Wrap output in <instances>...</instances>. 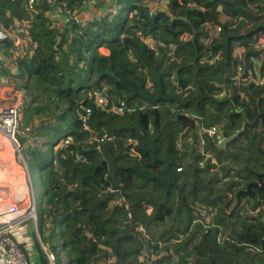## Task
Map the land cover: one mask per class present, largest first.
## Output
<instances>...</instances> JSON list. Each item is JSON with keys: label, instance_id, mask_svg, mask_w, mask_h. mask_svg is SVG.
<instances>
[{"label": "trees", "instance_id": "obj_1", "mask_svg": "<svg viewBox=\"0 0 264 264\" xmlns=\"http://www.w3.org/2000/svg\"><path fill=\"white\" fill-rule=\"evenodd\" d=\"M48 1L28 10L26 0H0V25L11 32L22 21L30 37L7 39L8 51L22 50L2 72L31 75L42 98L21 107L19 127L29 130L18 142L27 143V169L40 168L36 226L55 260L145 264L139 256L160 252L159 264H264V208L251 198L234 202L244 165L257 158L264 89L233 79L235 65L258 54L251 45L264 37L253 32L264 27V0H53L70 14L61 32L46 16ZM214 22L221 32L208 42ZM144 37L172 43L173 55ZM103 84L104 108L94 96ZM120 101L125 111L116 113ZM215 124L238 133L214 148L219 165L201 167L199 132ZM103 133L113 139L100 141ZM108 188L127 205L112 204Z\"/></svg>", "mask_w": 264, "mask_h": 264}, {"label": "built area", "instance_id": "obj_2", "mask_svg": "<svg viewBox=\"0 0 264 264\" xmlns=\"http://www.w3.org/2000/svg\"><path fill=\"white\" fill-rule=\"evenodd\" d=\"M14 1V0H10ZM36 0H26V8L28 10L34 9V4ZM91 4H95L96 0H90ZM153 6H157L159 3L158 1H153ZM151 8L153 10L155 7ZM49 10L47 11L46 16L50 19V21L59 28V32L63 30L62 24L64 23V16L69 13H65L61 7H59L53 0L48 1ZM215 23V22H214ZM220 23H212V28H208L210 38L208 42L217 37L221 32ZM14 28L11 32L6 31L0 25V74L3 75V81L6 83L8 79H15L9 75L3 74L4 69L13 70L14 60L17 56L21 54V46H18L16 49L8 51L6 41L9 37L15 39V37L20 40L18 42L22 43L25 40H29V34L26 29L23 27V22L19 20H14ZM138 35H141L140 32H137ZM16 40V39H15ZM144 40L148 42V45L154 47L156 52H159V47H165L167 49L168 56L173 55V47L172 43L167 45H161L160 42H155L154 39L150 37H144ZM156 46V47H155ZM252 50L257 52V55L251 54L250 57H247L245 60L246 64H237L234 67V75L233 79L236 82H241L244 85H254L256 87H260L264 89V38H261L257 42L251 45ZM239 51H244L242 46L237 47L235 49ZM234 51V53H235ZM220 59V54L210 55L207 59V63H214ZM249 66V67H248ZM248 67V68H247ZM24 79V78H20ZM107 85L103 84V87L99 90L94 92V96L96 98L97 103L100 107L104 108L106 102L108 101L107 98ZM224 91H220L217 98L224 97ZM242 95V94H241ZM19 103L15 102L14 104H9L6 106H0V136L3 139V143L11 146L15 152L21 155V164L23 165L27 176H29V172L27 169V165L25 163L24 157L22 155V148L26 146V142L22 145L19 144L18 138L25 135V133L29 130L27 128L25 131L19 127L18 124V112H19ZM112 110L116 113H122L125 111V105L123 101H120L117 105L112 106ZM85 115L81 117L82 125L86 127L85 118L90 113V109H85ZM108 133V132H107ZM107 133H103L99 138L100 141L106 139H113V136H109ZM238 133V129L236 128L233 133L229 134L227 131L223 129L220 125H212L209 127H203L201 132H199V143L197 145L198 152L200 154L199 165L203 167L206 164L210 165H219V160L215 155L214 148L220 149L225 146V144L235 137ZM72 139L68 138L64 140V143H69ZM129 141L135 142V140L129 139ZM64 143H57L54 148L56 149L59 145ZM211 143L212 147L208 144ZM33 147V145H32ZM181 168L178 167L177 170ZM15 180L14 177L10 179V182ZM27 183V182H26ZM28 192L27 194H16L13 198H8L9 200L3 201L0 200V264H38L34 261L29 259V256L20 248L19 244L21 241L15 239L14 236V227L15 224L21 221L24 218L31 217L36 222V205L34 198L32 197V188L31 183L29 180ZM31 191V195H30ZM104 192H108L114 195V199L112 200V204L116 206H126L127 202L118 189H106L103 190ZM29 193V194H28ZM1 199V198H0ZM27 204V205H26ZM130 216V215H129ZM139 231L143 230L141 225L137 226ZM26 246V245H25ZM103 247V246H102ZM46 256L50 264H55V255L53 252L48 251L44 246ZM106 249V248H105ZM139 260L144 262L145 264H156L153 261V258L150 254H144L139 256ZM100 264H116V259L114 256H108L104 258Z\"/></svg>", "mask_w": 264, "mask_h": 264}, {"label": "rangeland", "instance_id": "obj_3", "mask_svg": "<svg viewBox=\"0 0 264 264\" xmlns=\"http://www.w3.org/2000/svg\"><path fill=\"white\" fill-rule=\"evenodd\" d=\"M262 21L264 23V16L262 17ZM262 38H264V37H262ZM102 51H103V49H102ZM3 79H4L3 75L0 74V82H2ZM1 96L2 97L4 96L3 92H1ZM14 103L15 102H9L8 105L9 104H14ZM18 114L19 115H17V116H18V120H19L21 118L20 109H19ZM258 130H261L260 127H258ZM68 138H71V137L70 136L63 137L57 143H64V140L68 139ZM2 141H3V139L0 136V180H1L0 183L3 184L2 186L7 188V191L3 190V189H0V197H2L0 200L7 201V200H9L8 199L9 195H10L11 198H13L14 195L16 196V194H19V193L23 194L21 189L15 183L16 178L18 177V178H20L21 180H23L25 182L28 181V184H29V180H30L33 197H35L36 203L38 204L39 203V197H40V195L42 194V192L44 190L43 182H42V180L40 178V172H39L40 168H39V166L30 168V170H28L29 176H27L26 171H23L20 168L21 164L19 162V159H20L21 155L19 156V154L17 152H15L13 150V148H11V146L7 145L6 143H3L4 141L3 142ZM244 151H245V153L250 152V151L246 152V149H244ZM22 152L25 153V150L23 149ZM10 155L13 156L12 159H10ZM245 155L247 156V154H245ZM251 157L252 158L255 157V154H252ZM50 158H51V151H50V149H48L47 152H46V155L44 156V161L48 162L50 160ZM5 170H7V171H5ZM12 177H14L15 180L13 182H10V179ZM5 184H6V186H5ZM30 195H31V191H30ZM253 200H255V199H253ZM241 201L245 202V200H241ZM36 203H35V205H36ZM260 203L262 204L261 208H264V202L260 201ZM241 207L244 208V203L242 204ZM217 208H218V206L216 207V211H217ZM245 209L247 210L246 207H245ZM231 211L232 210H229V213H231ZM247 211L249 212V210H247ZM249 213H251V212H249ZM213 216L215 217V214L214 215L211 214L208 217V219L210 218V220H212V218H214ZM201 218H202V216H201ZM19 246L29 256V250L26 249L25 245L24 244H19ZM150 255L153 258V261L156 264H159L158 261H157V258L159 257V255H161L160 252L156 253V254H150ZM34 257H35V255H34ZM54 263L55 264H65L64 255L63 254H59V256L56 258Z\"/></svg>", "mask_w": 264, "mask_h": 264}, {"label": "crops", "instance_id": "obj_4", "mask_svg": "<svg viewBox=\"0 0 264 264\" xmlns=\"http://www.w3.org/2000/svg\"><path fill=\"white\" fill-rule=\"evenodd\" d=\"M34 85H35L34 78L31 75H26L24 79H8L6 83H4V81L0 82V106L1 107L6 106L8 105L9 102H18L19 109H21L24 103L30 102L31 104H34L35 102L41 101L42 98L37 96L34 90ZM1 92L4 93L3 97L1 96ZM12 157L13 156L10 155V159H12ZM19 162L21 164V159H19ZM20 166H21L20 168L23 171H25L23 165L21 164ZM26 182L28 183V181ZM26 182L18 177L16 178L15 181L16 185L21 189L23 194H27L28 192V187ZM2 185L3 184L0 183V189L7 191V188ZM41 196L42 194L40 195V197ZM32 197H33V193H32ZM8 198H11L10 195ZM33 198L36 203L35 197ZM145 210L147 211V213H149L151 211V207L145 206ZM36 224L37 222H35V220L31 217L22 219L21 221L15 224L13 237L15 239L20 240L21 241L20 243L26 245L25 246L26 249L29 250V259L31 261L38 263L37 259H35L36 253L31 236L32 232L37 229Z\"/></svg>", "mask_w": 264, "mask_h": 264}, {"label": "flooded vegetation", "instance_id": "obj_5", "mask_svg": "<svg viewBox=\"0 0 264 264\" xmlns=\"http://www.w3.org/2000/svg\"><path fill=\"white\" fill-rule=\"evenodd\" d=\"M257 139L256 143L261 140L259 145L255 146L254 154L256 159L250 160V166L244 165L242 172H244L243 186L237 190L234 195L235 205L246 198L255 199L256 201H263L264 199V118L259 114L257 119ZM260 127L261 130H258ZM239 191H244L237 195Z\"/></svg>", "mask_w": 264, "mask_h": 264}, {"label": "water", "instance_id": "obj_6", "mask_svg": "<svg viewBox=\"0 0 264 264\" xmlns=\"http://www.w3.org/2000/svg\"><path fill=\"white\" fill-rule=\"evenodd\" d=\"M259 29L264 32V27H261V26L256 28L255 30H253V32L258 31ZM240 193H244V191H239L237 193V195H239ZM0 198H2V197H0ZM36 230H34L32 232V234H31L32 240H33V245H34V248H35L36 259H37L39 264H50L49 261H48V258L46 256L44 245H43V243L41 241V238H40V236H39V234H38V232Z\"/></svg>", "mask_w": 264, "mask_h": 264}, {"label": "clouds", "instance_id": "obj_7", "mask_svg": "<svg viewBox=\"0 0 264 264\" xmlns=\"http://www.w3.org/2000/svg\"><path fill=\"white\" fill-rule=\"evenodd\" d=\"M29 170V169H28Z\"/></svg>", "mask_w": 264, "mask_h": 264}]
</instances>
